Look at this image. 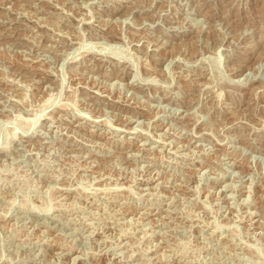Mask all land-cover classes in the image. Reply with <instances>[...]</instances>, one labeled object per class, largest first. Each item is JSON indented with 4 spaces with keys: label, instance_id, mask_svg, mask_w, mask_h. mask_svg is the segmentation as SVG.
<instances>
[{
    "label": "rangeland",
    "instance_id": "rangeland-1",
    "mask_svg": "<svg viewBox=\"0 0 264 264\" xmlns=\"http://www.w3.org/2000/svg\"><path fill=\"white\" fill-rule=\"evenodd\" d=\"M0 264H264V0H0Z\"/></svg>",
    "mask_w": 264,
    "mask_h": 264
},
{
    "label": "bare ground",
    "instance_id": "bare-ground-1",
    "mask_svg": "<svg viewBox=\"0 0 264 264\" xmlns=\"http://www.w3.org/2000/svg\"><path fill=\"white\" fill-rule=\"evenodd\" d=\"M51 118V117H50Z\"/></svg>",
    "mask_w": 264,
    "mask_h": 264
}]
</instances>
